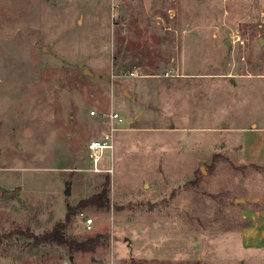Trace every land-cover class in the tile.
I'll return each mask as SVG.
<instances>
[{
  "label": "rangeland",
  "instance_id": "1",
  "mask_svg": "<svg viewBox=\"0 0 264 264\" xmlns=\"http://www.w3.org/2000/svg\"><path fill=\"white\" fill-rule=\"evenodd\" d=\"M111 111L114 172L96 173L87 146ZM254 124L264 0H0V264H264L240 239L262 194L240 149ZM105 183L109 205L77 207ZM69 206L66 235L104 244L19 233Z\"/></svg>",
  "mask_w": 264,
  "mask_h": 264
},
{
  "label": "crops",
  "instance_id": "2",
  "mask_svg": "<svg viewBox=\"0 0 264 264\" xmlns=\"http://www.w3.org/2000/svg\"><path fill=\"white\" fill-rule=\"evenodd\" d=\"M240 133L242 136L240 149L241 153L245 154L242 162H252L263 168L262 194L253 200L254 205L242 208L245 224L240 232L241 245L248 249H264V125L254 124L240 129Z\"/></svg>",
  "mask_w": 264,
  "mask_h": 264
},
{
  "label": "trees",
  "instance_id": "3",
  "mask_svg": "<svg viewBox=\"0 0 264 264\" xmlns=\"http://www.w3.org/2000/svg\"><path fill=\"white\" fill-rule=\"evenodd\" d=\"M107 183H105L104 187L100 192L83 200L77 207H82V206L103 207L109 205V197H108L109 188ZM77 207L69 206L65 220L58 221L53 227V229L50 231H46L42 234H35L28 229L26 231H22L19 233H22V235L26 236L29 239H32V243H34L35 246L38 244L59 243L62 245H68L71 250L93 251L97 246L104 244L103 237L100 233L82 241L76 240L75 238L73 237L71 238L66 235L67 226L70 223L72 214ZM10 235L11 234H8L6 235V237H10ZM3 238L4 235L0 234V243Z\"/></svg>",
  "mask_w": 264,
  "mask_h": 264
},
{
  "label": "built area",
  "instance_id": "4",
  "mask_svg": "<svg viewBox=\"0 0 264 264\" xmlns=\"http://www.w3.org/2000/svg\"><path fill=\"white\" fill-rule=\"evenodd\" d=\"M135 74V73H134ZM94 113V112H92ZM108 128L102 133L100 137L90 140L88 143V155L90 161L92 162L91 171L96 173H113L114 166L108 164V153H110L111 158L113 157L115 151V132L119 130L117 123L122 121V116L117 111H111L108 114ZM85 222L88 229L92 228L93 219L86 218Z\"/></svg>",
  "mask_w": 264,
  "mask_h": 264
},
{
  "label": "water",
  "instance_id": "5",
  "mask_svg": "<svg viewBox=\"0 0 264 264\" xmlns=\"http://www.w3.org/2000/svg\"><path fill=\"white\" fill-rule=\"evenodd\" d=\"M65 185H66L65 193L68 194V195L71 194V182H66ZM237 201H244V199L237 198L236 202Z\"/></svg>",
  "mask_w": 264,
  "mask_h": 264
}]
</instances>
